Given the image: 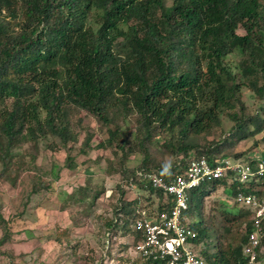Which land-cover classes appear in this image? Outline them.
Masks as SVG:
<instances>
[{"label": "trees", "instance_id": "16d2710c", "mask_svg": "<svg viewBox=\"0 0 264 264\" xmlns=\"http://www.w3.org/2000/svg\"><path fill=\"white\" fill-rule=\"evenodd\" d=\"M240 27L243 34L237 33ZM232 52L240 56L241 78L224 62ZM242 87L263 101L264 112V0H171L170 4L165 0H0V176L10 172L14 148L47 137L60 144L47 143L49 149L68 147L78 141L73 115L82 111L93 115L108 127L107 138L97 147L114 146L120 151L110 172L124 181L132 178L129 185L155 197V206L148 210L140 207L137 198H124L119 183L114 189L117 204L105 222L106 231L112 238H131L134 246L141 236L132 228L136 212L147 209L149 216H155L173 204L167 192L140 181L137 171L157 172L167 180L182 173L192 158L215 162L244 157L241 152H228L233 143L230 134L218 142L200 143L201 135L220 126L222 115L234 122L233 133L241 132L240 138L264 130L260 115L242 116ZM128 116L134 117L136 126L131 144L120 125ZM77 121L79 125L81 120ZM249 123L255 124L251 131ZM92 135L85 137L81 152L90 148ZM159 135L165 140L159 144L163 153L179 157L178 161L166 164L152 157L153 141ZM134 152L142 159L130 168L126 161ZM70 162L74 164L70 160L68 166ZM167 169L169 176L162 173ZM32 170L31 193L49 192L52 181L37 173L35 166ZM217 186L232 199L239 191L254 192L252 186L228 178L191 189L185 215L196 231L194 248L206 264H247L243 247L251 231V211L234 202L238 211L230 212L222 202L221 223L215 224L203 210V199ZM79 189L80 197L71 194L70 198L89 200L90 206L104 191ZM7 223L0 215L4 230L0 244L11 231ZM263 255L264 240L258 248L259 264ZM124 262L154 263L140 256Z\"/></svg>", "mask_w": 264, "mask_h": 264}, {"label": "rangeland", "instance_id": "374dc122", "mask_svg": "<svg viewBox=\"0 0 264 264\" xmlns=\"http://www.w3.org/2000/svg\"><path fill=\"white\" fill-rule=\"evenodd\" d=\"M165 2L170 4L171 0ZM243 32L241 27L237 29V33ZM224 62L241 78L240 56L237 53L227 55ZM240 96L244 102L243 117L258 114L264 118L261 109L263 101L251 96L246 87H242ZM73 119L78 141L69 142L68 147L49 149L47 143L60 144L58 139L47 137L39 143L30 141L13 149L14 158L9 166L11 173L8 171L5 177L0 176V215L8 221L11 230L6 242L0 244V264H126L124 261L133 262L139 257L131 246V238H112L106 231L105 222L113 216L112 209L117 204L118 196L114 190L117 183L125 192L124 198H137L140 207L146 206L148 210H152V204L155 206V197L110 172V164L117 160L120 151L114 146L97 147L100 141L107 138L108 127L83 111L75 113ZM78 119L81 120L79 125ZM120 125L128 144H131L136 129L134 117L128 116L121 120ZM247 128L251 131L255 124L249 123ZM234 129V122L222 115L220 126L209 134L201 135L199 141L202 144L218 142L230 134L233 143L228 152H241L244 157H250L263 151L264 130L240 138L242 133H233ZM88 133L93 134L90 148L83 153L81 146ZM161 136L153 141L156 146L151 148L152 157L166 164L171 163L172 159L178 161L179 157L163 153L164 149L159 144L165 140ZM141 159V154L134 152L128 156L126 164L130 168L136 167ZM70 160L74 164L70 162L72 165L68 166ZM33 166L43 178L52 181L49 192L42 195L31 193L30 173ZM1 169L0 163V173ZM19 169H23L20 174ZM14 180L16 185L12 184ZM85 186L104 189L91 206L89 200L82 203L70 198L71 194L80 197L82 191L79 188ZM227 194L228 191L226 193L223 187L217 186L203 199L205 214L213 216L217 225L221 223L222 202L228 211H238L233 199ZM199 203L197 194L193 209L196 217L199 215ZM3 237L4 230L0 228V240ZM128 244L130 247L125 248ZM260 264H264V255Z\"/></svg>", "mask_w": 264, "mask_h": 264}, {"label": "built area", "instance_id": "2783aa9c", "mask_svg": "<svg viewBox=\"0 0 264 264\" xmlns=\"http://www.w3.org/2000/svg\"><path fill=\"white\" fill-rule=\"evenodd\" d=\"M162 173L171 175L169 169ZM137 175L140 181L161 188L173 198L170 209L155 216H149L145 210L136 212L132 228L141 236L131 246L138 256L151 259L153 264H206L194 248L196 231L190 226V217L185 215L189 191L203 183L228 178L230 182L236 181L254 189L249 193L237 192L233 201L251 211V231L243 254L247 264H259L258 248L264 240V149L258 155L226 157L215 162L204 157L192 158L182 173L167 180L157 172L137 171ZM132 181L131 178L125 182L132 184Z\"/></svg>", "mask_w": 264, "mask_h": 264}]
</instances>
